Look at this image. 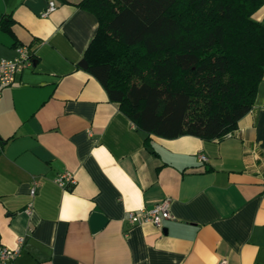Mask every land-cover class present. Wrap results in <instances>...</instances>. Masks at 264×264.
Masks as SVG:
<instances>
[{"label":"crops","instance_id":"0c3cea01","mask_svg":"<svg viewBox=\"0 0 264 264\" xmlns=\"http://www.w3.org/2000/svg\"><path fill=\"white\" fill-rule=\"evenodd\" d=\"M80 1L0 0V59L31 55L0 96V249H20L5 264H264V74L227 135L146 140L79 65L98 27ZM166 198L161 228L129 223Z\"/></svg>","mask_w":264,"mask_h":264},{"label":"trees","instance_id":"16d2710c","mask_svg":"<svg viewBox=\"0 0 264 264\" xmlns=\"http://www.w3.org/2000/svg\"><path fill=\"white\" fill-rule=\"evenodd\" d=\"M262 5L81 0L98 22L84 52L87 70L146 140L221 138L251 108L264 74V24L253 17Z\"/></svg>","mask_w":264,"mask_h":264},{"label":"built area","instance_id":"2783aa9c","mask_svg":"<svg viewBox=\"0 0 264 264\" xmlns=\"http://www.w3.org/2000/svg\"><path fill=\"white\" fill-rule=\"evenodd\" d=\"M55 3L49 1L46 8L41 12V16H46L49 12L55 9ZM31 65V55L28 46L24 44H17L15 46V55L12 58L0 59V96L1 89L5 86L12 84L16 78V75L24 67ZM202 160H205L204 155H200ZM55 182L61 187L72 186L76 181L73 174L69 171H63L56 178ZM36 187L32 186L30 189V195L35 194ZM32 203H29L26 212H31ZM171 217L169 199H163L162 201L154 204L149 208H141L136 211H130L128 214V221L131 224L152 223L158 228L162 227V223L165 219ZM22 237L17 239L18 245L22 242ZM20 252L19 246L13 250L7 248L0 249V261L5 263L6 259L16 257ZM223 264V263H222Z\"/></svg>","mask_w":264,"mask_h":264},{"label":"water","instance_id":"95a60500","mask_svg":"<svg viewBox=\"0 0 264 264\" xmlns=\"http://www.w3.org/2000/svg\"><path fill=\"white\" fill-rule=\"evenodd\" d=\"M79 65L83 68L88 67V63L85 58L79 62ZM90 220L92 222L93 230H98L105 223L106 218L102 214L95 212L91 215Z\"/></svg>","mask_w":264,"mask_h":264},{"label":"rangeland","instance_id":"374dc122","mask_svg":"<svg viewBox=\"0 0 264 264\" xmlns=\"http://www.w3.org/2000/svg\"><path fill=\"white\" fill-rule=\"evenodd\" d=\"M254 17V16H253Z\"/></svg>","mask_w":264,"mask_h":264}]
</instances>
